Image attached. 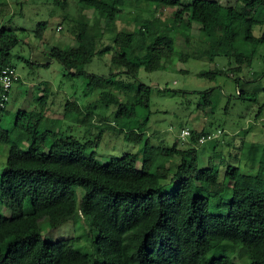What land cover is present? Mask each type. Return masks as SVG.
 <instances>
[{"label": "trees", "instance_id": "trees-1", "mask_svg": "<svg viewBox=\"0 0 264 264\" xmlns=\"http://www.w3.org/2000/svg\"><path fill=\"white\" fill-rule=\"evenodd\" d=\"M236 1L229 5L220 0H82V10L93 11L96 22L72 19L70 36L78 45L52 47L48 55L70 75L79 76L86 74L84 68L96 54L112 49L115 73L101 79L87 73L93 83L106 88L121 73L138 78L141 68L165 69L176 53L173 32L182 28L189 39V30L197 25L206 44L203 56L211 61L233 58L229 68L197 75L234 77L251 64L252 49L264 44V0ZM54 2L65 9L70 0ZM146 6L151 9L149 18L133 16L128 23H134V29H117L121 10L141 11ZM166 9L174 11L172 25L160 21ZM100 21L105 23L104 32L113 35V46L98 49ZM45 27L41 22L38 32ZM257 27L260 36L254 33ZM18 42L16 32L0 27V70L16 68L11 50ZM136 82L138 88L130 100L118 99L107 88L102 100L118 105L114 123L125 139L143 142L146 124L125 128L135 112L149 108L151 102L152 87ZM44 85L37 109L17 113L15 139L12 129L3 125L7 107L0 110V143L10 146L0 178V204L12 211L10 216L0 215V264H264V157H256L257 143L245 145L243 154L261 166L258 171L228 164L223 177L212 165L213 158L200 167L198 151L207 142L201 149L198 145L211 132L197 128H187L188 138L173 145L162 142L153 147L147 137L141 167L138 152L102 164L76 138L40 131L50 98V83ZM213 91L199 92L203 106L215 104ZM222 133L212 147L214 155L225 143ZM27 203L30 212L25 211ZM79 215L92 232L90 253H85L78 239H45L43 222L58 229L76 222Z\"/></svg>", "mask_w": 264, "mask_h": 264}, {"label": "rangeland", "instance_id": "rangeland-1", "mask_svg": "<svg viewBox=\"0 0 264 264\" xmlns=\"http://www.w3.org/2000/svg\"><path fill=\"white\" fill-rule=\"evenodd\" d=\"M80 1L82 0H70L69 6L63 9L54 0H0V27L5 26L19 37L18 44L11 50V62L17 69L20 82L13 88L3 122L4 128L12 129L14 139L18 136V131L13 129L17 113L20 110L31 112L37 109L40 98L45 94L44 82H49V104L40 131L60 132L63 138H76L88 145V154L95 152L99 163H106L126 153L138 152V166L141 167L145 155L141 148L147 137H150L153 147L162 142L173 145L188 138L180 139L182 129L197 128L206 129L211 132L209 135H213L205 146L202 145V149L201 145L198 147L201 149L198 151L200 167L208 165L213 158L211 163L219 169L221 177L228 164L240 166L246 172L258 171L261 166L253 165L250 158L243 154V149H246L245 145L257 143L260 149L256 157H264V44L252 49L251 64L245 66L242 73L235 74L234 77L221 73L213 78L201 77L197 75L201 71L218 72L229 68L233 58L229 60L230 57L221 56L211 61L203 56L206 44L197 25L189 30V39L182 28L176 27L173 32L176 53L167 61L165 69L149 72L141 68L138 78L129 73H121L113 77L114 85H106L108 91L123 101L130 100L136 93V79L152 87L149 108H139L131 118L130 125L125 126L127 129L146 124L144 140L127 141L124 132L120 133L114 123L118 105L102 100L106 88L102 84L93 83L89 75L94 74L97 79H101L103 75L115 73L112 66L113 50L96 54L84 68L86 74L79 76L70 75L61 62L48 55L52 47L78 45L70 36L72 19L96 22L98 16L93 11L82 10ZM183 1L190 3L193 0ZM220 1L229 5L237 2ZM150 13L151 9L147 6L141 11L125 8L120 12L117 29H134V23H128L132 21V17L139 15L149 18ZM173 14L172 9H166L160 15L161 23L172 25ZM41 22H45L46 27L38 32ZM104 24V21L98 22L102 35L98 49L113 46V35L104 32ZM254 33L260 36L261 29L255 28ZM208 90H214L215 104L206 107L203 106L205 101L199 92ZM241 91L244 93L243 97L240 96ZM222 132L225 143L219 155H214L212 147L217 135L221 138ZM21 146L26 148L27 143ZM9 150V145L0 143V178ZM80 194L82 195V189L79 196ZM31 210V205L27 203L25 211ZM0 215L10 216L12 211L0 204ZM42 226L44 237L48 241L78 239L77 243L85 253L91 252L92 232L87 220L81 215L76 222L58 229H52L47 222H43ZM241 252L247 256L245 248ZM245 255H241L243 262L246 260Z\"/></svg>", "mask_w": 264, "mask_h": 264}, {"label": "built area", "instance_id": "built-area-1", "mask_svg": "<svg viewBox=\"0 0 264 264\" xmlns=\"http://www.w3.org/2000/svg\"><path fill=\"white\" fill-rule=\"evenodd\" d=\"M19 79L20 76L16 68L9 66L0 70V110L5 109L8 106L13 88L18 83ZM189 135H190L189 129H184L180 137L181 139L185 140ZM218 136L219 135H217V137ZM212 138L213 135L202 137L200 139L199 145H203L205 142H207Z\"/></svg>", "mask_w": 264, "mask_h": 264}]
</instances>
